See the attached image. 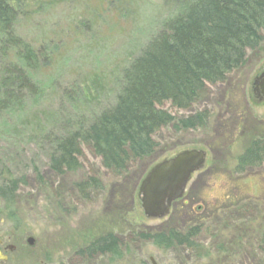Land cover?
<instances>
[{
	"label": "rangeland",
	"instance_id": "obj_1",
	"mask_svg": "<svg viewBox=\"0 0 264 264\" xmlns=\"http://www.w3.org/2000/svg\"><path fill=\"white\" fill-rule=\"evenodd\" d=\"M21 48L0 40V178L24 179L10 218L0 205L1 236H12L15 264H264V163L239 166L247 144L264 136V97L255 80L264 54L221 84L209 86L189 111L209 113L198 130L163 129L150 157L122 175L82 147L81 166L57 174L51 160L59 140L87 129L115 106L125 71L169 19L178 0H26L15 5ZM18 70L21 72L18 73ZM205 151V169L192 176L184 197L163 220H148L139 188L149 171L173 155ZM88 177L99 185L81 193ZM193 233L195 249L163 248L154 237ZM114 234L119 257H86L93 241ZM147 236V237H145ZM36 240L35 246L27 243Z\"/></svg>",
	"mask_w": 264,
	"mask_h": 264
},
{
	"label": "trees",
	"instance_id": "obj_2",
	"mask_svg": "<svg viewBox=\"0 0 264 264\" xmlns=\"http://www.w3.org/2000/svg\"><path fill=\"white\" fill-rule=\"evenodd\" d=\"M26 0H0V40L6 46L21 48L15 35L16 3ZM183 9L169 19L160 34L150 42L125 71V87L111 109L100 113L86 129L59 140L51 160L57 174L75 172L80 166L82 147L101 158L105 169L122 175L129 164L154 154L159 145L157 133L198 130L207 126L209 113L198 111L177 117L165 108L189 111L199 103L209 86L224 83L229 74L242 69L251 55L264 54V0H178ZM21 72L18 70V73ZM264 163V136L255 137L239 158V166ZM24 179L0 178V205L11 207ZM99 182L88 177L77 186L81 193ZM264 234V233H263ZM147 237V236H145ZM193 233L157 235L154 242L163 248L191 244ZM121 246L114 234L93 241L83 254L118 258Z\"/></svg>",
	"mask_w": 264,
	"mask_h": 264
},
{
	"label": "water",
	"instance_id": "obj_3",
	"mask_svg": "<svg viewBox=\"0 0 264 264\" xmlns=\"http://www.w3.org/2000/svg\"><path fill=\"white\" fill-rule=\"evenodd\" d=\"M255 87L264 97V73L255 80ZM205 151L186 150L156 164L146 175L139 188V203L145 218L163 220L172 205L184 197L186 188L196 173L206 167ZM33 238L28 239L30 246Z\"/></svg>",
	"mask_w": 264,
	"mask_h": 264
},
{
	"label": "flooded vegetation",
	"instance_id": "obj_4",
	"mask_svg": "<svg viewBox=\"0 0 264 264\" xmlns=\"http://www.w3.org/2000/svg\"><path fill=\"white\" fill-rule=\"evenodd\" d=\"M0 233H1V229H0ZM13 234H15L14 231L12 233V236ZM12 236L7 237V235L1 236L0 234V264H15L16 263V257L14 256V254L17 252L18 249L16 245L13 244ZM27 243H28V240H27ZM35 244H36V240H34L32 247L35 246ZM93 256H97V255H93ZM87 257H90V256H87ZM136 264H157V263L153 260V258H149V260L146 259L144 261H139Z\"/></svg>",
	"mask_w": 264,
	"mask_h": 264
}]
</instances>
